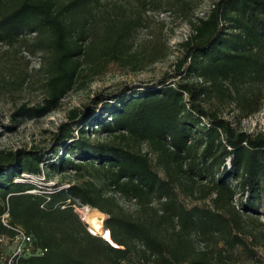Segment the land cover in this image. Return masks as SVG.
Returning <instances> with one entry per match:
<instances>
[{"label": "trees", "instance_id": "trees-1", "mask_svg": "<svg viewBox=\"0 0 264 264\" xmlns=\"http://www.w3.org/2000/svg\"><path fill=\"white\" fill-rule=\"evenodd\" d=\"M167 6L194 11L186 0ZM187 19L173 73L150 86L100 91L67 113L45 149L0 150V216L8 207L10 223L46 250L18 264H264V131L240 128L264 106V0H215ZM141 23L138 9L101 0H0V43L39 53L46 74L42 102L11 118L59 109L85 67L96 75L122 60ZM48 155L50 169L73 170L82 181L49 194L14 182L42 175ZM70 197L106 215L117 248L90 233L65 205ZM0 234L9 232L0 225Z\"/></svg>", "mask_w": 264, "mask_h": 264}, {"label": "rangeland", "instance_id": "rangeland-1", "mask_svg": "<svg viewBox=\"0 0 264 264\" xmlns=\"http://www.w3.org/2000/svg\"><path fill=\"white\" fill-rule=\"evenodd\" d=\"M167 1L169 0H158V7L150 4L143 10L138 4L140 0H101L105 5L118 3L130 9H138L142 18L141 25L132 31L122 60L105 65L96 75L90 74L88 67H85L83 76L62 99L60 108L38 119L16 117L19 119L13 120L11 114L21 105L32 107L40 104L46 95V74L40 71V54H31L25 44L10 47L0 43V150L13 151L32 147L45 149L51 134L65 120L67 113L72 109H83L100 91H121L127 85L136 87L140 83L150 86L166 73H173L176 61L182 56L180 43L190 33L187 18L194 20L201 17L208 12L215 0H186L194 8L192 13L187 12L186 15L169 8ZM34 36L27 34L26 37L28 41H32ZM152 54L157 55V60H151ZM223 116L230 120L233 117L227 110L223 112ZM240 128L250 133L264 131V106L259 112L241 121ZM60 155L59 152L58 156ZM53 156L45 158L46 161L41 166L42 175H21L15 177L14 182L31 185L34 188L31 192L49 194L55 189L67 188L69 184L82 181L73 170L50 169L47 162ZM180 198L187 206L201 204L182 196ZM120 204L126 212L135 214L136 207L133 203L120 200ZM261 212L264 214V207ZM100 217L103 226L106 215L100 213ZM89 227L88 225V229ZM9 249H4L7 254ZM239 264L250 263L240 257Z\"/></svg>", "mask_w": 264, "mask_h": 264}, {"label": "built area", "instance_id": "built-area-1", "mask_svg": "<svg viewBox=\"0 0 264 264\" xmlns=\"http://www.w3.org/2000/svg\"><path fill=\"white\" fill-rule=\"evenodd\" d=\"M25 175L26 174H22V176ZM65 205L72 206L74 212L78 214L80 218V211L86 207L77 198L71 197L66 200ZM65 205L62 206V208H64ZM81 220L83 221L82 218ZM0 225L9 232L7 235L0 234V248H10L7 255L0 257V259L4 260L6 264H18L21 258L40 256L46 251L45 249L37 247L33 242L32 236L27 234L21 227L10 223L8 207H6L0 216ZM88 230L90 233L96 235L90 229Z\"/></svg>", "mask_w": 264, "mask_h": 264}, {"label": "bare ground", "instance_id": "bare-ground-1", "mask_svg": "<svg viewBox=\"0 0 264 264\" xmlns=\"http://www.w3.org/2000/svg\"><path fill=\"white\" fill-rule=\"evenodd\" d=\"M79 214L83 221L90 226L89 229L93 233L100 236L104 235V228L102 226V218L100 217V213H98L96 210H91L90 207L86 206L80 211ZM106 235L107 232L105 234V238H108Z\"/></svg>", "mask_w": 264, "mask_h": 264}, {"label": "water", "instance_id": "water-1", "mask_svg": "<svg viewBox=\"0 0 264 264\" xmlns=\"http://www.w3.org/2000/svg\"><path fill=\"white\" fill-rule=\"evenodd\" d=\"M106 232H107V236H108V238L110 239V234H109V231L108 230H106V229H104V235L103 236H101L104 240H106L111 246H113V247H115L114 246V244L113 243H111L110 242V240L108 239V238H105V234H106ZM115 248H117V247H115Z\"/></svg>", "mask_w": 264, "mask_h": 264}]
</instances>
